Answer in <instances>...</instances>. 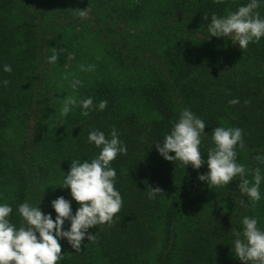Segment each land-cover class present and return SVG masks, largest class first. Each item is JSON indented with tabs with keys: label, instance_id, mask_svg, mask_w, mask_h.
Segmentation results:
<instances>
[{
	"label": "trees",
	"instance_id": "1",
	"mask_svg": "<svg viewBox=\"0 0 264 264\" xmlns=\"http://www.w3.org/2000/svg\"><path fill=\"white\" fill-rule=\"evenodd\" d=\"M247 2L0 0V82L9 81L0 84V203L11 205L10 221L24 224L17 209L25 201H41L55 218L50 202L72 200L70 189L59 188L71 160L100 152L89 132L110 138L115 129L127 148L111 162L122 208L111 224L89 229L95 239H85L81 250L60 241L59 264H241L231 229L244 216L264 229V182L253 206L238 189L239 177L209 187L198 180L206 164L196 170L167 161L154 143L187 108L206 123L202 159L214 147L212 129L239 127L245 147L237 146L238 162L264 173L254 159L264 155V38L240 49L207 32L212 14ZM258 11L264 16V6ZM53 53L58 59L50 64ZM6 64L11 72L3 71ZM73 79L82 86L73 90ZM68 95L107 106L87 117L75 107L64 116ZM149 187L163 192L149 199ZM78 207L72 201L73 213Z\"/></svg>",
	"mask_w": 264,
	"mask_h": 264
},
{
	"label": "clouds",
	"instance_id": "2",
	"mask_svg": "<svg viewBox=\"0 0 264 264\" xmlns=\"http://www.w3.org/2000/svg\"><path fill=\"white\" fill-rule=\"evenodd\" d=\"M220 2V0H218ZM264 6V0H248L235 11H228L224 16L211 15V22L207 25L210 37H225L246 49L250 43H259L264 38V16L258 9ZM80 15H86V10ZM209 15H205V19ZM58 55L53 53L48 57V63L54 64ZM81 65V70L91 71ZM4 72H11L10 65H4ZM67 79V77H65ZM4 87L8 80L0 82ZM73 90L82 86V81L73 79L70 82ZM235 105L238 99L229 101ZM107 101L102 100L97 106L93 105L91 97L77 99L73 95L65 96L61 115L66 116L75 107L81 108V115L87 117L93 107L103 111ZM206 123L190 109L179 113L178 119L172 122L169 133L163 136L162 143H154L159 154L167 161H179L185 167L189 164L198 170L205 164L208 171L199 174L198 180L206 182L208 186H227L234 178L239 177L238 189L247 196L253 206L262 199L260 186L264 182V173L260 167L247 169L237 160V146L245 147L243 130L239 127L218 126L212 129L211 140L214 147L207 151V160L202 159L200 145L206 136ZM107 138L100 130L90 131L88 142L100 149L99 154L89 160H71L67 175L63 172V186L70 189L72 200L59 196L50 202L56 213H45L38 205L25 201L18 206V213L24 224L16 227L9 217L13 209L7 203H0V264H59L63 259L60 241L66 240L75 251L81 250L82 242L92 241L95 234L89 229L98 224H111L122 208V196L115 188L116 170L111 162L118 154L127 151L123 141L119 139L117 130L113 129ZM174 153V155H170ZM260 164H264V155L254 157ZM249 175L251 179H249ZM148 198L154 199L163 191L149 187ZM46 190V189H45ZM55 190V188H53ZM42 200V199H41ZM72 201L79 207L73 213ZM241 206L244 202L241 201ZM69 223L67 229L65 222ZM238 229H231L234 237L232 248L234 256L241 264H264V229L258 227V220L254 216H244Z\"/></svg>",
	"mask_w": 264,
	"mask_h": 264
}]
</instances>
